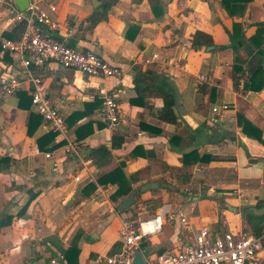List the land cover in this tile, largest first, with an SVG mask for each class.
<instances>
[{"label": "crops", "instance_id": "obj_1", "mask_svg": "<svg viewBox=\"0 0 264 264\" xmlns=\"http://www.w3.org/2000/svg\"><path fill=\"white\" fill-rule=\"evenodd\" d=\"M107 1L44 3L59 25L54 35L122 69L119 76L108 77L57 62L35 69L66 119L52 157L37 144L51 131L42 120L29 133L36 113L29 90L7 95L0 90V264H106L96 258L120 249L123 218H144L167 206L183 211L188 223L166 214L163 231L142 243L147 254L192 242L202 225L213 233H252L241 210L258 208V203L264 208V144L248 136L238 120L242 113L264 138V88L246 90L244 78L235 88L232 47L191 46L197 30L210 33L217 46L228 45L226 28L235 21L250 37L256 23L264 21V0H252L238 15H231L222 0H117L108 18L91 27L88 17ZM0 6V33L5 34L17 22ZM239 53L248 57L244 48ZM19 58L0 48V74H23ZM114 92L122 120L110 129L101 104ZM165 99L175 100L177 122L161 117ZM223 103L229 104V117L213 112ZM89 122L92 131L79 139L77 130L83 136ZM69 142L78 152L67 151ZM101 146L110 156L97 165L92 151ZM104 174H110L109 180L101 184ZM117 179L123 183L119 197ZM147 182L158 186L137 194ZM132 192L135 204L119 212ZM254 264H264V239Z\"/></svg>", "mask_w": 264, "mask_h": 264}, {"label": "built area", "instance_id": "obj_2", "mask_svg": "<svg viewBox=\"0 0 264 264\" xmlns=\"http://www.w3.org/2000/svg\"><path fill=\"white\" fill-rule=\"evenodd\" d=\"M50 0H29V6L21 11L13 0H0L8 8L11 18L24 24V30L19 38H9L0 33V48L9 53L20 55L19 66L23 74H0V90L3 94H13L21 89H27L31 95V103L36 112L42 116L43 125L51 131L64 133L66 119L60 110L51 102L48 96V86L41 73L35 72L44 68L50 62H57L64 68H74L91 76H119L122 69L104 59L93 50H82L71 45L53 31L59 29L44 8V3ZM49 8L55 11V3H49ZM229 104L213 106V112L219 117H229ZM101 114L110 129H114L122 120L117 93L106 94L101 104ZM68 152H78L77 145L69 142ZM52 157L51 151L46 152ZM54 169H58L55 166ZM78 180L79 177H76ZM171 213L182 223L188 220L183 211H171L164 207L154 215L144 218L125 217L119 227L121 247L113 254L98 256L97 262L106 264H131L134 254L142 251L144 264H254L258 252L262 249L264 233L235 234L233 231L213 233L207 225L198 228L194 239L182 247L167 249L164 252L145 253L142 243L161 233L166 223V214ZM56 260H53V262Z\"/></svg>", "mask_w": 264, "mask_h": 264}, {"label": "trees", "instance_id": "obj_3", "mask_svg": "<svg viewBox=\"0 0 264 264\" xmlns=\"http://www.w3.org/2000/svg\"><path fill=\"white\" fill-rule=\"evenodd\" d=\"M252 0H222L225 7L228 9L231 15H238V12L243 14L247 7V3L251 2ZM117 0L107 1V4H103L102 7L93 12L89 17L88 20L90 22V26L93 27L100 21L106 20L108 18V9L116 3ZM101 10V11H100ZM256 31L253 35L248 37L246 35L245 26L241 21H235L233 23V28L229 29L226 28L227 32L229 33L230 43L228 45L217 46L213 40V37L210 33L205 32L203 30H197L191 39V46L195 49L199 48H208L209 46L215 45L219 48L225 47H232L235 52V63H234V85L235 88L238 89L241 78H244V89L246 90H254L260 91L264 88V21L256 23ZM24 30V24L18 23L16 27L8 33L3 34L9 38H19ZM250 45L253 49V53L247 49V46ZM244 48L248 55L247 58H244L240 53L239 50ZM260 57L258 59L257 57ZM31 101V99H30ZM175 104V100L173 99H165V108L163 109L162 113L160 114L161 117L165 120L171 122H177V116L174 112L173 106ZM76 114L69 116L68 123L72 124ZM42 120V116L40 114L33 113L31 115V123L29 126V133H32V125L34 122L39 123ZM239 124L242 126L243 131L250 137H253L264 144V138L262 135V130L253 124L249 119H247L242 113L238 114ZM87 125L89 129H85V133L83 136L80 134V129L77 130V134L79 135L78 138H82L89 134L92 131L90 127V122ZM84 129V128H82ZM58 135L56 131H49L48 133L44 134L43 136L37 139V144L39 149L50 151L57 147L60 143H55V138ZM179 138V137H177ZM52 145L46 148V144ZM93 161L95 164L100 165L104 159H108L110 156V150L106 146L98 147L97 149L92 151ZM203 159H205L203 157ZM186 164V160L184 162ZM115 174V172L113 173ZM110 174H104L99 179L98 182L103 184L108 182ZM119 181V188L116 192L115 197H119L123 195V183L121 179H117ZM90 188H95L96 184L90 183ZM132 188L130 187V190ZM138 193L141 191V187L137 189ZM263 204L258 203L257 207L260 208ZM128 210V209H127ZM245 217L248 221V224L251 228V231L255 235H261L264 232V214H260L254 209H249L245 211ZM131 218H136L135 216H131ZM167 250V249H166ZM157 251V250H156ZM165 250L159 249L157 252H164ZM115 252H111L113 254Z\"/></svg>", "mask_w": 264, "mask_h": 264}, {"label": "water", "instance_id": "obj_4", "mask_svg": "<svg viewBox=\"0 0 264 264\" xmlns=\"http://www.w3.org/2000/svg\"><path fill=\"white\" fill-rule=\"evenodd\" d=\"M15 2V4L17 5V7L21 10L24 11L28 8L29 6V0H13ZM211 48H213V46H209L208 50H210ZM247 49L250 51V53H253V49L251 48V46H247ZM258 59H260V57H257ZM158 186L157 182H147L144 185L141 186V191H145L147 189L153 188ZM136 202V193L132 192L131 194H129L127 197H125L121 203L118 206V211L119 212H124L127 209H129L131 206H133ZM228 207L231 208L232 210H236L237 208L231 206L228 204ZM254 211L258 212V213H262L264 212V208H254ZM241 214L242 216H245V211L242 209L241 210ZM145 263V258L143 255L142 251H137L134 254V257L132 259L131 264H144Z\"/></svg>", "mask_w": 264, "mask_h": 264}, {"label": "rangeland", "instance_id": "obj_5", "mask_svg": "<svg viewBox=\"0 0 264 264\" xmlns=\"http://www.w3.org/2000/svg\"><path fill=\"white\" fill-rule=\"evenodd\" d=\"M1 5L5 8H7V6L4 4V3H1ZM3 8H1V6H0V10H2ZM213 196H215L216 197V193H214V195ZM219 206H220V208H223L224 206H225V204H224V201H220V204H219Z\"/></svg>", "mask_w": 264, "mask_h": 264}]
</instances>
